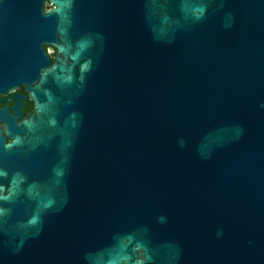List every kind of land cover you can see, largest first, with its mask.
<instances>
[{
	"label": "water",
	"instance_id": "water-1",
	"mask_svg": "<svg viewBox=\"0 0 264 264\" xmlns=\"http://www.w3.org/2000/svg\"><path fill=\"white\" fill-rule=\"evenodd\" d=\"M48 1L0 0V264H264V0Z\"/></svg>",
	"mask_w": 264,
	"mask_h": 264
},
{
	"label": "flooded vegetation",
	"instance_id": "flooded-vegetation-1",
	"mask_svg": "<svg viewBox=\"0 0 264 264\" xmlns=\"http://www.w3.org/2000/svg\"><path fill=\"white\" fill-rule=\"evenodd\" d=\"M53 7L50 1L43 0L41 12L45 13ZM8 14H11V12H8ZM3 23L5 29H9V27L18 28L15 34L17 33L22 38L31 36L30 26L21 18L9 16ZM41 47L48 58L53 61L56 49L43 43ZM3 64L5 65L3 69L6 74L8 68L6 59ZM36 80L2 81V76H0V171H4L7 174L4 177L0 176V185L7 186L11 171L15 170L17 147H7V145L13 143L20 135L17 129L18 124L33 115L35 97L32 88L37 83Z\"/></svg>",
	"mask_w": 264,
	"mask_h": 264
}]
</instances>
